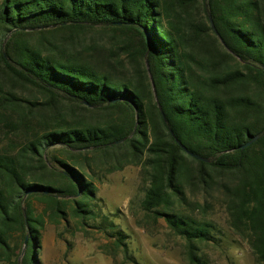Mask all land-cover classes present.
<instances>
[{"label": "trees", "instance_id": "1", "mask_svg": "<svg viewBox=\"0 0 264 264\" xmlns=\"http://www.w3.org/2000/svg\"><path fill=\"white\" fill-rule=\"evenodd\" d=\"M263 131L264 0H2L0 264H40L41 230L68 215L81 231L99 218L103 253L129 259L94 203L129 166L137 227L162 221L206 264L221 202L264 264Z\"/></svg>", "mask_w": 264, "mask_h": 264}, {"label": "rangeland", "instance_id": "2", "mask_svg": "<svg viewBox=\"0 0 264 264\" xmlns=\"http://www.w3.org/2000/svg\"><path fill=\"white\" fill-rule=\"evenodd\" d=\"M97 190L94 203L99 213L107 215L123 231L129 259L118 254L115 261L103 253L102 246L109 237L101 230L99 218L89 220L81 231L77 219L68 215L56 225L45 223L38 252L40 264H191L182 254V242L166 236L162 221L158 225L160 232L154 235L136 226L130 206L139 196L137 167L108 175L97 183ZM206 219L215 228L214 241L199 247V257L206 264H255L247 243L230 230L221 202H214Z\"/></svg>", "mask_w": 264, "mask_h": 264}, {"label": "water", "instance_id": "3", "mask_svg": "<svg viewBox=\"0 0 264 264\" xmlns=\"http://www.w3.org/2000/svg\"><path fill=\"white\" fill-rule=\"evenodd\" d=\"M208 18H209V23H210L211 28H212L213 31L217 34L211 16L208 15ZM146 66L148 67L147 63H146ZM154 95H155V94H154ZM155 98H156V95H155ZM159 110H160V112H161L162 117L164 118L163 112L161 111L160 107H159ZM263 133H264V131H263ZM260 136H261L260 134L255 135L250 141H248V142L246 143V145H249V144H251L252 142L256 141ZM123 141H124V139H121V140H119V141H117V142H115V143H121V142H123ZM175 141H176V143L180 146V148H181L186 154L190 155V156L193 157V158H196V159H199V160H202V161L208 162V159L202 158V157H200L199 155L194 154L193 152L189 151L185 146H183V145L180 143L179 140L175 139ZM26 241H27V238L25 239V242H26Z\"/></svg>", "mask_w": 264, "mask_h": 264}]
</instances>
